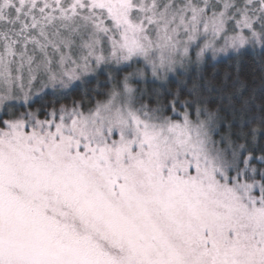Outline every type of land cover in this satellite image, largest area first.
<instances>
[{
	"label": "snow or ice",
	"instance_id": "obj_1",
	"mask_svg": "<svg viewBox=\"0 0 264 264\" xmlns=\"http://www.w3.org/2000/svg\"><path fill=\"white\" fill-rule=\"evenodd\" d=\"M0 264H264V0H0Z\"/></svg>",
	"mask_w": 264,
	"mask_h": 264
}]
</instances>
